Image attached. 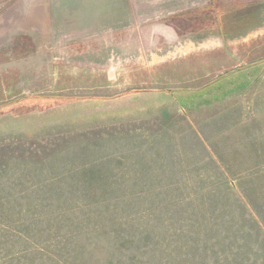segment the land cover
I'll return each mask as SVG.
<instances>
[{
  "label": "rangeland",
  "instance_id": "1",
  "mask_svg": "<svg viewBox=\"0 0 264 264\" xmlns=\"http://www.w3.org/2000/svg\"><path fill=\"white\" fill-rule=\"evenodd\" d=\"M0 264H264V0H0Z\"/></svg>",
  "mask_w": 264,
  "mask_h": 264
},
{
  "label": "crops",
  "instance_id": "2",
  "mask_svg": "<svg viewBox=\"0 0 264 264\" xmlns=\"http://www.w3.org/2000/svg\"><path fill=\"white\" fill-rule=\"evenodd\" d=\"M131 96V95H130Z\"/></svg>",
  "mask_w": 264,
  "mask_h": 264
}]
</instances>
